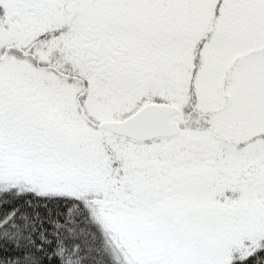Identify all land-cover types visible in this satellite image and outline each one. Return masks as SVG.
I'll return each instance as SVG.
<instances>
[{
    "label": "snow or ice",
    "instance_id": "snow-or-ice-1",
    "mask_svg": "<svg viewBox=\"0 0 264 264\" xmlns=\"http://www.w3.org/2000/svg\"><path fill=\"white\" fill-rule=\"evenodd\" d=\"M0 264H264V0H0Z\"/></svg>",
    "mask_w": 264,
    "mask_h": 264
}]
</instances>
